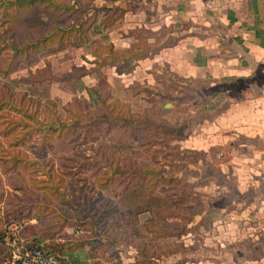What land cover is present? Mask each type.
Returning <instances> with one entry per match:
<instances>
[{
	"label": "rangeland",
	"instance_id": "obj_1",
	"mask_svg": "<svg viewBox=\"0 0 264 264\" xmlns=\"http://www.w3.org/2000/svg\"><path fill=\"white\" fill-rule=\"evenodd\" d=\"M102 5L120 7V3L105 0H96L93 6ZM127 8L131 9L129 5ZM37 20L43 27L50 26L52 22L43 14L37 16ZM122 23L124 19L105 31L95 25L84 32L83 42L74 38L63 47L47 49L36 57L31 67L22 65L10 75V79L16 82L13 91L26 92L43 101L51 98L57 102L60 114L64 115V106L74 97L72 90L62 83L45 82L39 86L34 76L29 75L30 71L44 67L47 62L57 76L72 72L74 67L94 69L95 64L102 63L107 56L105 46L108 43H113L118 50L123 49L120 41ZM150 66L153 77L147 78L145 67ZM102 71L113 102L125 111L147 116L157 123L183 126L185 138L161 136L147 151L137 140L120 141L116 132L99 137L103 148L114 153L119 163L130 161L132 166L151 170L150 184L127 188L99 186L98 179L114 174L108 169L102 153L96 150L98 144L84 145L79 139L68 148L62 144L63 140L57 142L55 150L48 153L51 158H42L46 165L36 171L33 182L40 187L41 197L45 199L46 196L50 200L49 203L42 202L48 205L46 212L49 217L60 221L64 216L78 215L83 218L80 222L83 226L80 230L66 226L53 239L46 238L41 247L52 241L65 244L62 250L68 257L71 251L68 244L72 247L78 245L73 255L80 264H264V181L261 179V183L255 184L257 186L239 192L241 184L246 182L245 176H235L230 165L235 155L238 158L250 155L252 147L256 150L264 145L257 140L240 137L234 145L209 147L205 152L201 145L184 143L189 136L194 138L202 132L199 125L203 120L208 123L212 120L213 106L218 101L212 95L209 78L184 79L165 63L154 65L153 62L140 65L130 75H120L114 67L108 66ZM137 81L143 84L134 87ZM95 83L93 73L83 76L77 85V95L88 98L83 88ZM226 107L227 103H224L222 108ZM205 133L208 137L209 133ZM200 142L203 143L202 140ZM62 153L77 160L70 162L69 175L59 164ZM26 154L30 159L35 156L29 149ZM84 155L92 164L79 167L85 160ZM51 159L53 162H49ZM0 177L1 193L9 188L7 176L0 174ZM48 188L56 192L51 193ZM110 205L115 210L104 224L102 212ZM3 208L1 202V213ZM34 217L28 219L20 215L10 226L7 238L11 249L9 264L14 263L12 241L28 243L19 234L25 225L38 222ZM86 219L100 221L101 227H95V236L87 231ZM186 219L190 220L187 226ZM173 224L179 225L180 230L173 231L172 236L163 234ZM82 229H85L84 236H81ZM184 229L187 232L178 236ZM90 243L100 245L93 248ZM54 248L49 247L48 250L54 251ZM55 250L63 259L60 247Z\"/></svg>",
	"mask_w": 264,
	"mask_h": 264
},
{
	"label": "trees",
	"instance_id": "obj_2",
	"mask_svg": "<svg viewBox=\"0 0 264 264\" xmlns=\"http://www.w3.org/2000/svg\"><path fill=\"white\" fill-rule=\"evenodd\" d=\"M95 1L0 0V174L7 176L9 188L0 193V203L4 204L3 211L0 212V264H9L11 249L7 238L10 226L20 215L28 219L36 216L34 218L38 221L36 224L25 225L19 234L28 242L26 244H29V247L38 246L45 254L56 257L60 264H80L73 255L78 245L72 247L68 244L71 250L68 257L62 250L65 244L52 241L49 245H45L46 248L41 247L45 244L46 238L53 239L66 226L76 227L77 230L83 226V223H80L83 218L78 215L76 217L67 215L60 221L49 217L46 212L48 205H43L42 202L49 203L50 200L46 196L45 199L41 197L40 187L33 182L36 179L34 176L36 171L46 165L42 162V158H51L48 153L55 150L57 142L63 140L62 144L68 148L79 139H82L84 145L98 144L96 150L102 153L101 156L106 159L108 169L114 174L105 179H98L99 186L108 188L115 185L127 188L132 185L150 184L151 170L146 167L132 166L130 161L119 163L114 153L103 148L98 140L99 137L116 132L120 141L137 140L147 151L161 136L173 135L174 139L185 138V127L157 123L147 116L125 111L121 105L111 100L112 93L103 74V67H114L120 75L130 74L139 61L153 58L171 42L178 40L169 37L161 42L162 39L157 33L144 27L123 35L132 40L128 48L118 50L113 43H108L105 46L107 56L102 59V63L95 64L94 69L74 67L72 72L57 76L51 71V65L47 62L44 67L30 71L29 75L34 76L39 86L45 82L62 83L72 90L74 97L64 106V115L60 114L57 102L51 98L43 101L26 92L13 91L16 82L10 79V75L20 66L31 67L38 55L49 48L63 47L74 38L78 42H83L84 32L90 31L95 25H99L102 31L112 28L129 10L108 5L94 7ZM105 1L116 3L119 0ZM40 14L46 15L52 21L50 26L43 27L41 22H38L37 16ZM160 32L168 33L169 31L162 29ZM93 55L97 56L96 53ZM92 73L95 75L96 83L83 88L88 98L78 96L77 85L81 78ZM139 85V83L133 84L134 87ZM133 86L131 88H134ZM28 149L34 153L33 159L26 154ZM66 151L70 152L67 148ZM84 158V162L80 163L79 167L92 164L89 157L84 155ZM70 162H77V160L71 155L63 153L59 155V164L68 175L71 174ZM48 190L51 193L56 192L52 191V188ZM114 210L115 208L111 205L103 210L101 218L104 224ZM86 220L87 231L91 233V236H95V227H101L100 221ZM189 222L190 220H185L186 226ZM174 225H171L170 230L163 234L172 236L173 231H179L180 226ZM186 232L187 229H184L178 236ZM84 233L85 229H82L81 236H84ZM90 245L96 248L100 244L90 243ZM48 246L55 247L54 251L48 250ZM57 247H60L59 253L62 254L63 259L55 252ZM80 247L83 246L80 245Z\"/></svg>",
	"mask_w": 264,
	"mask_h": 264
},
{
	"label": "crops",
	"instance_id": "obj_3",
	"mask_svg": "<svg viewBox=\"0 0 264 264\" xmlns=\"http://www.w3.org/2000/svg\"><path fill=\"white\" fill-rule=\"evenodd\" d=\"M117 3L123 9L131 7L120 20L124 19L121 48H128L132 41L123 35L142 27L157 33L161 42L169 37L178 39L153 58L139 61L133 73L140 65L153 62L165 63L184 79L209 78L212 95L218 101L213 106L212 120L209 123L203 120L199 125L202 132L194 138L189 136L184 143L201 145L205 152L209 147L234 145L240 137L264 145V0ZM162 29L169 32L161 33ZM151 68L145 67L147 78L153 77ZM224 103L226 108H222ZM240 158L235 155L230 165L235 176H245L246 182L239 192H246L261 183V179L264 181V146L256 150L252 147L250 155Z\"/></svg>",
	"mask_w": 264,
	"mask_h": 264
},
{
	"label": "built area",
	"instance_id": "obj_4",
	"mask_svg": "<svg viewBox=\"0 0 264 264\" xmlns=\"http://www.w3.org/2000/svg\"><path fill=\"white\" fill-rule=\"evenodd\" d=\"M11 245L15 249L12 264H60L56 257L45 254L39 247H29L17 240H13Z\"/></svg>",
	"mask_w": 264,
	"mask_h": 264
}]
</instances>
